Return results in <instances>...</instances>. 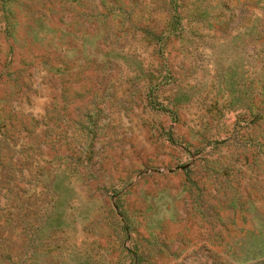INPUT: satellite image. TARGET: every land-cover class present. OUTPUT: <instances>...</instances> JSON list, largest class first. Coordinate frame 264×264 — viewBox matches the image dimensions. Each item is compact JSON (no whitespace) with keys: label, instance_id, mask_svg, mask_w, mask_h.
Masks as SVG:
<instances>
[{"label":"rangeland","instance_id":"1","mask_svg":"<svg viewBox=\"0 0 264 264\" xmlns=\"http://www.w3.org/2000/svg\"><path fill=\"white\" fill-rule=\"evenodd\" d=\"M0 264H264V0H0Z\"/></svg>","mask_w":264,"mask_h":264}]
</instances>
